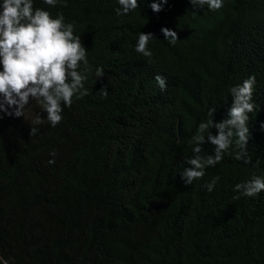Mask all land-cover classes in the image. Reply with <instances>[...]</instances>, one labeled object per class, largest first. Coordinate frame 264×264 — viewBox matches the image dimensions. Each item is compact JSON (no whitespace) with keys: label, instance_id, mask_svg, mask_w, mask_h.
<instances>
[{"label":"trees","instance_id":"16d2710c","mask_svg":"<svg viewBox=\"0 0 264 264\" xmlns=\"http://www.w3.org/2000/svg\"><path fill=\"white\" fill-rule=\"evenodd\" d=\"M150 2L116 16V0H33L74 22L90 70L88 94L62 108L56 127L29 135L27 116L0 118V255L15 264H264V192H233L250 174L264 175V0L195 13L188 0H167L157 13ZM161 27L176 32L175 45ZM139 32L155 40L149 58L134 51ZM155 74L166 80L163 92ZM248 75L259 109L248 121L252 163L230 148L184 185L178 171L196 125L209 107L219 121L227 89ZM211 147L205 139L202 154ZM212 176L219 180L208 192Z\"/></svg>","mask_w":264,"mask_h":264},{"label":"clouds","instance_id":"9594fccd","mask_svg":"<svg viewBox=\"0 0 264 264\" xmlns=\"http://www.w3.org/2000/svg\"><path fill=\"white\" fill-rule=\"evenodd\" d=\"M166 2L153 0L147 7L157 13ZM43 3L55 7L58 3L65 4V0H43ZM116 3L118 7L113 10L116 16H126L138 8L137 0H116ZM188 4L195 13L205 6L209 11L219 10L224 0H188ZM159 31L167 45L176 44L175 31L166 27ZM150 41H155L151 33L139 32L134 51L143 57H151ZM87 53L80 35L74 34V22H66L61 12L52 15L34 7L33 0H0V118L24 120L27 116L31 125L29 135H36L39 126L45 123L56 127L62 120V108L72 105L73 99L79 100L88 94L84 86L90 70ZM103 75V69L97 66L95 77ZM153 80L163 92L167 86L165 78L155 74ZM255 83V76L248 75L227 89L231 103L219 121H213L216 108L207 109L206 118L196 125L189 139L192 154L183 160L185 166L178 171L184 185L204 177L205 169L219 164L230 148L236 161L245 165L252 163L246 145L251 136L249 114L259 110L252 99ZM103 94L107 92L104 90ZM258 130L264 133V121L259 123ZM205 139L212 146L210 154H202L201 145ZM49 156L52 159L47 163H54L55 153L50 152ZM255 164H259V160ZM218 180V176H212L203 184L204 189L211 192ZM233 192L237 197H258L264 192V175L250 174L247 179L234 184ZM0 264L15 262L11 256L0 255Z\"/></svg>","mask_w":264,"mask_h":264},{"label":"rangeland","instance_id":"374dc122","mask_svg":"<svg viewBox=\"0 0 264 264\" xmlns=\"http://www.w3.org/2000/svg\"><path fill=\"white\" fill-rule=\"evenodd\" d=\"M30 103H31V101H30ZM34 111H36V109H33Z\"/></svg>","mask_w":264,"mask_h":264}]
</instances>
